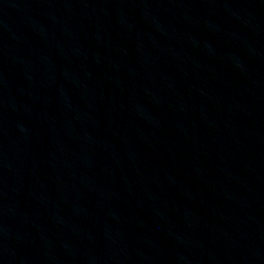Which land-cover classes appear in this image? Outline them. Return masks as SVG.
Listing matches in <instances>:
<instances>
[{"label":"water","instance_id":"obj_1","mask_svg":"<svg viewBox=\"0 0 264 264\" xmlns=\"http://www.w3.org/2000/svg\"><path fill=\"white\" fill-rule=\"evenodd\" d=\"M0 264H264V0H0Z\"/></svg>","mask_w":264,"mask_h":264}]
</instances>
